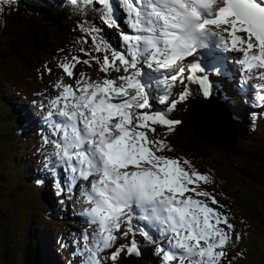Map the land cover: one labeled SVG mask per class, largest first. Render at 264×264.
<instances>
[{"label":"snow or ice","instance_id":"6c2138e0","mask_svg":"<svg viewBox=\"0 0 264 264\" xmlns=\"http://www.w3.org/2000/svg\"><path fill=\"white\" fill-rule=\"evenodd\" d=\"M68 3L82 17L79 54L57 61L54 95H37L43 167L87 223L72 240L79 258L72 264H118L122 254L141 257L145 243L156 246L161 264H232L241 233L208 189L213 177L172 154L169 136L183 122L171 113L192 94L186 82L208 97L216 76L238 78L264 108V0ZM178 83L184 88L174 97Z\"/></svg>","mask_w":264,"mask_h":264},{"label":"trees","instance_id":"16d2710c","mask_svg":"<svg viewBox=\"0 0 264 264\" xmlns=\"http://www.w3.org/2000/svg\"><path fill=\"white\" fill-rule=\"evenodd\" d=\"M13 8V15L9 17L6 26L0 30V71H4V74H0V81H2L3 75L6 76L7 72H16L14 67H9L13 63L14 55L22 56L25 63L34 70L36 65L33 64V59L40 62L39 59L45 58L44 55L52 46L66 45L68 41L76 44L77 38L81 35L79 30H74L75 25L78 24L75 19H79L80 16L77 15L70 4L65 5L59 2L53 6L47 5L41 0H15ZM79 47L80 45H77V48ZM186 83L192 92L188 97L190 101L184 104L180 111L178 109L175 111V116L183 123L175 133L169 136V140L175 149L174 154L191 159L197 167L213 177L214 183L207 187L216 194L219 200L227 205L231 222L235 224L242 236L241 240L235 242V247L230 252L229 258L232 260V264H264V225L261 224L264 214L259 211L262 203H264V189H262V186L264 187V141L261 143L262 150L256 155H250L249 152L237 149L238 137L248 136L245 135L244 128L248 122L247 117L250 116L247 110L255 109L251 107L248 101L249 97L246 96L245 100L243 94L240 96L235 95L234 108L231 105L228 106L227 103H222L223 92L219 83L213 89V94L208 97L201 94L198 85L190 82ZM233 87L240 90L237 81L233 83ZM209 98L217 101L221 109L224 108L223 110L228 118L230 117L233 124L234 140L229 147L221 148L224 149L223 158L211 154V148L212 146L216 147V143L208 140L198 132L192 123V115H190L195 102L200 99L208 100ZM5 103L9 122L18 126L22 125L26 121L23 116L26 109L22 108V111L19 109L16 113V108L8 105L6 101ZM19 108L21 107L19 106ZM159 131L163 133L165 130L159 129ZM4 134V130H0V136H4ZM259 137L264 140V112ZM21 143L22 146L24 143L23 141ZM227 155L244 158L251 156L253 160H256L260 170L249 171L237 166ZM34 160L36 161L32 158V161ZM36 162L39 163L38 160ZM22 169L29 173L32 184H37L36 181L40 180L38 176L41 175L37 173V167H33V163L26 166L22 163ZM20 177L18 173L17 179L8 185V176L5 172H0V201L3 200L10 209L11 207L16 209L15 212L10 211V213L15 214L14 238L18 239L22 246L21 264H52V257L56 256L53 255V251L48 249L52 245L49 239L52 232L50 228L48 229V226L53 223L47 217L50 215L48 211L51 210V204L48 201L49 196L45 189H42L40 196L45 205H41L38 210L42 211L44 221L41 225V232L36 235L37 226L30 223L22 226L20 221H23L22 216H25V213L13 201V196L14 198H20L21 195L24 196V199L29 196L28 193L24 194L23 190L22 193L13 190L14 187L22 189V185L25 186L29 183L28 180L20 179ZM20 180L25 182L20 184L18 183ZM45 182L46 178L42 184ZM41 203L43 204L42 201ZM0 212L8 216L5 222L0 218V221L3 222L2 226L6 224L9 217H14L8 214L6 209L2 210L1 206ZM246 214L253 221L254 229H250L248 223H244V226L240 223L239 220L245 218ZM16 215H21L22 218L17 219ZM32 234L35 235L32 237ZM249 234H252V236ZM155 247L153 244L145 243L142 245L143 255L131 258L136 260V264H161L160 257L155 254ZM56 248L57 244L54 240L53 249ZM239 252H242L243 255H237ZM2 255L5 256L4 251H2ZM126 258L128 257L122 254L119 262L123 264Z\"/></svg>","mask_w":264,"mask_h":264},{"label":"rangeland","instance_id":"374dc122","mask_svg":"<svg viewBox=\"0 0 264 264\" xmlns=\"http://www.w3.org/2000/svg\"><path fill=\"white\" fill-rule=\"evenodd\" d=\"M45 4H50L48 0H42ZM57 2L52 3L51 5ZM0 8H3L4 11L0 14V30L6 26L8 23L9 17L13 15L14 8L13 3L11 5L3 4L0 5ZM87 47V46H85ZM61 49L64 50V53H70L72 55H78L77 45L73 44L72 42L68 41L66 45H55L52 46L50 50L44 55L45 58L39 59L40 62L35 61L33 59L34 70H32L29 65L25 63V60L22 56L14 55L13 56V63L9 65V67H14L16 72L10 71L6 73V76L3 75L2 81H0V130H4V136H0V172H5L8 176V185L15 181L18 177V173L21 176L20 179L28 180L29 183L25 186L22 185V189H17L16 187L13 190H17L18 192L26 194L28 193L29 196L27 199H24V196L20 195V198H14L13 201L16 206H20L25 213L23 217V221H20L22 226H26L28 223L37 226L36 228V235L41 232V225L43 224L44 218L43 213L41 210H38L41 205H45L42 197L40 196V192L42 189H45L46 193L50 197V204H51V212H50V221L52 224L48 226L52 234L50 235V245L49 249L53 251V255L57 257V261L59 264H72L69 262L71 256H73L74 246L72 245V240L79 234V231L84 226V223L80 221V219L74 214L73 207L76 211H78L76 198L73 197L71 201L66 200L63 195H57V189L53 188L49 190V179H46L44 184H32V180H30V175L27 171L21 170V164L23 163L24 166L32 165L33 167L36 164L37 160H43V153L39 150L37 151L38 147H41L42 141L40 139V135L38 134V129L36 127L28 130L24 124L18 126L14 123L9 122V118L6 114L7 112V105L5 101L13 108H16V113L20 109H31L33 105V101L36 99L34 105L39 110L37 113L43 114L42 110L39 108V102L43 99V97L38 96V92H44L46 94H55L52 92L51 84L56 81L57 74L59 70L56 68L57 62L55 58L58 54L61 53ZM48 65L54 69V73L49 75L48 73L44 72V66ZM5 68V67H4ZM79 70H83V68L94 70L88 68L87 66H78ZM43 72L44 76L41 79V73ZM0 74H4V71H0ZM69 81V80H67ZM216 82H220L218 78H215ZM258 81H253L256 83ZM216 83V84H218ZM182 91V85L177 84L176 87L173 89V96L179 94ZM184 103L179 105V108L182 109ZM205 106H200L202 111L206 108L211 109V111L216 112L219 111L220 114L225 119L228 118L227 114L223 109H221L217 102L213 99L212 102H207L204 104ZM19 106L21 108H19ZM178 118V117H177ZM38 124V123H37ZM9 125V128H8ZM202 124L197 121V128H200ZM262 126V116L260 113L257 115L252 116L251 126L247 129L245 128V135L242 137H238L239 141L237 142V149L244 150L249 152L250 155L258 154L262 150L261 143L264 141L260 135ZM40 127V126H38ZM18 128V130H17ZM200 134L210 140L207 136H205L202 132L198 130ZM247 132V133H246ZM37 133V134H35ZM22 139V140H21ZM23 141V145L21 146V142ZM212 141V140H210ZM214 142V141H212ZM215 143V142H214ZM216 147L212 146L211 154L215 157H224V149L222 147H229V145H221L216 143ZM24 153V156H23ZM228 158L234 162L235 165L241 166L244 169L249 171H258L260 170L259 165L257 164L256 160L250 157H236L227 155ZM32 158L36 159V161H32ZM21 163V164H20ZM20 170V171H19ZM40 174H44L43 172H39ZM34 176V175H31ZM18 181V183L22 184L25 181ZM262 189L264 187L262 186ZM17 196V194H15ZM8 200V199H7ZM43 202V204L41 203ZM63 201V203H61ZM221 204H225L223 201L219 200ZM11 202V201H10ZM226 205V204H225ZM1 209H6L8 214L12 215L10 211H16L15 207H11V209L6 206L3 200L0 201ZM230 209V208H229ZM40 211V212H38ZM260 213L264 214V203H262L261 208L259 209ZM14 217H9L6 224L2 226L3 222L7 219L4 213L0 212V218L3 220L0 221V264H21L22 261V246L21 242L18 239L14 238L15 233V214L12 215ZM21 215H16L17 219L22 218ZM245 218H241L239 221L244 226V223H248L249 228L254 229L255 226L253 221L249 215L246 214ZM245 222H242V221ZM261 224L264 225V217L261 220ZM245 228V227H244ZM241 229V227H240ZM35 234H32L33 237ZM252 236V234H249ZM69 239V244L72 246V251H65L62 245H59L56 251L53 249L54 239L66 237ZM17 237V236H16ZM57 242V241H56ZM58 243H61L58 241ZM57 244V243H56ZM2 251H4L5 256L3 257ZM62 252V258L59 259L57 252ZM241 251V250H240ZM78 257H73L74 261H77ZM63 260L66 262L63 263ZM136 264V263H135Z\"/></svg>","mask_w":264,"mask_h":264},{"label":"bare ground","instance_id":"6f19581e","mask_svg":"<svg viewBox=\"0 0 264 264\" xmlns=\"http://www.w3.org/2000/svg\"><path fill=\"white\" fill-rule=\"evenodd\" d=\"M215 83L218 82L215 81ZM212 101V98H209L208 100L200 99L193 104V109L190 113V115H192V123L197 130L202 132L210 140L221 145L230 146L231 142L234 140V129L232 122L229 119H225L219 111L213 112L209 108H206L204 111H202L200 107L205 106V103ZM197 121L202 124L200 128H197ZM49 251L51 250L49 249ZM135 263L136 260L134 258L128 257L125 259L123 264Z\"/></svg>","mask_w":264,"mask_h":264}]
</instances>
